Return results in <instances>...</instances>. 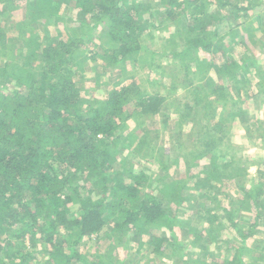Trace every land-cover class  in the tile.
I'll use <instances>...</instances> for the list:
<instances>
[{"label":"trees","instance_id":"obj_1","mask_svg":"<svg viewBox=\"0 0 264 264\" xmlns=\"http://www.w3.org/2000/svg\"><path fill=\"white\" fill-rule=\"evenodd\" d=\"M27 1L28 18L34 13L55 21L64 7L59 0ZM136 1L76 0L75 9L85 20L91 18L96 21L88 30L106 23V36L113 43L112 49L93 56V62L101 60L120 73L127 71L126 64L139 62L137 54L142 50L139 36L142 26L147 24L144 14L156 18L160 10L149 12V5ZM161 1L165 4L161 14L174 22L180 16L177 12L184 5L185 12L189 13V16L183 17L190 21L193 31L181 33L187 45L185 54L191 53L199 60L201 51L214 57L225 56L220 53L221 46L214 41L221 33L228 31V27L225 19L218 18L208 9V5H214V1L202 0L201 3L200 0H188L187 4L180 0ZM218 1H221L219 6L222 8L229 5V16L231 12L237 14L246 11L240 0ZM1 4L4 6L2 12L9 14L20 8L15 0H0ZM214 19L218 21L216 24L213 23ZM86 23L83 21L80 25L85 26ZM154 23H151L152 27H156ZM21 24L25 29L19 30L24 34L29 22L24 19ZM208 30L211 31L209 38L201 39L200 34ZM196 31L199 34L193 37ZM33 36L26 35L22 40L21 49L27 55L26 67L21 68L14 62L0 67V264H112L103 261L102 257H97L99 263L92 262L79 252L78 247L83 240L94 236L111 241L109 249L112 250L130 236L140 241L142 238H153L154 231L164 230L169 235L156 240L160 247L156 251L176 247L175 228L179 218L167 214L157 195L162 193L169 204L174 206L175 202L178 209V204L185 203L182 191L186 186L175 182L167 185L165 191H158L148 185L143 170L130 171L128 180L115 178L111 174L122 142L128 137L130 148L127 151L135 148L139 152L148 137L145 130L141 131L143 134L130 132L129 121L160 114L166 97L146 94L132 81L112 89L101 101L84 99L83 87L76 81L78 75L72 69L79 64L77 56L84 47V38L69 36L55 45L43 47L32 43ZM1 43L6 46L7 35L4 33H0ZM239 45L246 46L244 43ZM232 53L235 54V50ZM34 56H39L36 60L41 58L40 65H32ZM226 57L222 64L213 62L210 69L219 66L217 72L228 71L233 77L241 70L242 77H249L250 64L238 63L239 67L229 59L231 55ZM131 71L134 72L133 69ZM129 76L134 78L133 74ZM8 86L12 90L4 91ZM225 103H230L225 100V95H218L213 90L206 107H215L221 114ZM188 109L195 113V109ZM228 113V116L232 115L231 107ZM232 116L243 121L252 120L244 111H236ZM205 119L211 121L207 114ZM219 121L226 120L221 118ZM193 136L188 137L191 145ZM201 143L204 149H196L195 157H205V150L215 146L212 139ZM153 148L150 145V149ZM119 164L124 166L121 161ZM209 174L211 177L208 178L213 183L222 180L220 176L215 178L213 171ZM94 181L100 185V193L91 189L83 195L87 189V184L83 183L94 184ZM149 186L156 194L149 191ZM256 199L257 194L245 195L244 208L252 206V202L255 203L253 207L259 208ZM229 217L233 221L230 212ZM257 225L256 219L251 227L252 233ZM184 226L187 225L179 220V228ZM209 232L212 235L210 227ZM192 235L196 240L203 237V233L196 229L192 230ZM12 239H18L21 248L15 247ZM27 242L30 247L26 246ZM38 247H42V251H36ZM41 253L47 255L43 263L36 261V256ZM109 257L111 260L114 257L112 251ZM221 264H244V261L241 254H237Z\"/></svg>","mask_w":264,"mask_h":264},{"label":"rangeland","instance_id":"obj_2","mask_svg":"<svg viewBox=\"0 0 264 264\" xmlns=\"http://www.w3.org/2000/svg\"><path fill=\"white\" fill-rule=\"evenodd\" d=\"M15 1L20 8L11 14L2 12L4 6L0 5V33L7 35L6 46L0 44L1 68L8 62L11 65L13 62L17 63L21 68L26 67L27 55L21 49L26 35H34L32 43L43 47L55 45L60 39L69 36L82 37L84 47L78 51L79 64L72 69L77 72L76 81L83 87L84 99L101 101L112 89L132 81L146 94L166 97V104L160 114L151 116L152 118L137 117L129 121L130 132L143 134L141 131L145 130L148 131V137L139 152L135 148L127 151L130 148L127 137L118 147L117 163L111 174L115 178L128 180L130 171L143 170L146 172L148 185L154 186L158 191H165L167 185L175 182L186 186L184 191L181 190L185 203L178 204V209L175 207L177 204H169L167 197L161 192L157 195L167 214L177 215L187 225L180 229L178 220L175 228L176 247H165L156 251L160 248L156 240L169 235L167 231L157 230L152 232L153 238H142L139 241L130 236L121 244H116L112 250L109 249L111 241L105 237H86L78 247L79 252L96 263H99L97 257H102L103 261L112 264H218L226 257L230 259L242 254L241 249H245L243 259L246 258L252 264H261L256 246L260 244V248L264 240V218L254 233L251 232L252 222L249 218L255 221V210L264 217V197L260 201V208L253 207L252 203V206L244 208L243 200L245 195L258 193L256 189H260L259 193L264 195V0H240L246 11L237 14L231 12L230 16L227 12L229 5L222 8L219 6L221 1L211 0L214 5H208V9L218 18L225 19L228 27V31L221 33L214 41L221 46L220 53L225 56L214 57L213 54L201 51L198 54L201 61L191 53H184L187 45L185 36L181 33L193 31L190 21L183 17L189 16L188 11L184 10L185 5L177 12L180 16L174 22L161 14L165 7L161 0L136 1L149 5V12L160 10V13L155 15L156 18L144 14L147 24L142 26L139 36L142 47L137 54L139 62L126 64L127 71L123 73L115 71L101 60L92 61L93 56L102 55L105 50L112 49L113 43L106 36V23L94 30H88L96 21L91 18L85 20L79 10L75 9L76 0H59L64 3V7L55 21L46 20L34 13L28 18V1ZM132 1L129 0V3ZM180 1L187 4L188 0ZM200 2L203 3L202 0ZM24 19L29 22V26L21 34L19 29H25L21 24ZM83 21L87 22L85 26L80 25ZM217 22L214 19L213 23ZM151 23L156 27H152ZM210 32L208 30L200 34L201 39H208ZM198 34L196 31L192 36L196 37ZM240 43L246 46L241 47ZM234 50L235 54L232 53ZM228 55L232 56L229 59L235 61V65L239 67L238 63L244 62L252 66L248 70L249 77H242L241 70L233 77L228 71L217 72L219 66L214 67V70L210 69L213 62L222 64ZM37 57L39 56H34L32 65L41 64V58L36 60ZM131 74L134 78L129 76ZM221 88L223 91H220ZM10 90V86L4 89ZM213 90L218 95L224 94L225 100L230 102L223 104L222 108H225L221 114L215 107H206V101ZM188 107L195 109V113L189 111ZM230 107L232 115L236 111H244L252 120L243 121L236 116H228ZM188 114L190 115L187 116ZM206 114L211 121H206ZM221 118L226 121H219ZM191 136L194 140L192 145L188 141ZM251 136L261 137L262 142L257 138L252 139ZM209 139L215 142V146L205 150V157H195L196 149H204L201 142ZM150 145L154 148L150 149ZM120 161L124 166H120ZM210 171H213L215 178H222L220 183L209 180ZM190 178L193 180L190 181ZM83 184H87L83 195L91 189L98 194L101 191L97 181L94 184ZM150 186L149 191L156 194ZM97 193L95 195L98 197ZM225 207L230 211L225 210ZM228 212L232 213L233 221L228 218ZM193 229L202 232L203 237L196 240L192 235ZM59 240L62 244L61 238ZM18 242V239H12L15 247L21 248ZM26 246H29L28 242ZM246 247L253 252L250 253ZM110 250L114 256L112 260L109 257ZM36 251H42V247H38ZM36 257V261L41 263L47 260V255L43 253Z\"/></svg>","mask_w":264,"mask_h":264},{"label":"crops","instance_id":"obj_3","mask_svg":"<svg viewBox=\"0 0 264 264\" xmlns=\"http://www.w3.org/2000/svg\"><path fill=\"white\" fill-rule=\"evenodd\" d=\"M243 137V136H242ZM245 137H246V135H245ZM244 138V137H243ZM251 138L252 139H255V138H257V139H259V142H262V138L260 137H255V136H251ZM256 156H258V154H256ZM261 184H263V183H261ZM256 191H258V193H256ZM256 191H255V193L257 194V196H258V199H256V203H259V204H257L258 206H259V208H260V201H261V199H262V197H264V195H261L260 193H259V191H260V189H256ZM244 201V200H243ZM252 204H253V206L255 205V203L254 202H252ZM225 210H227V211H230V209H227L226 207H225ZM258 214V215H257ZM248 216L250 215V214H247ZM254 216H255V221H256V219H257V222H258V224H259V222L260 221H262L263 220V215H261V213H258L256 210L254 211ZM253 220L254 219H251V218H249V221H251L252 222V225H251V227L253 226V224L255 223V221L253 222ZM255 229H257V228H255ZM255 231V230H254ZM254 233V232H253ZM259 246H260V244L259 245H257L256 247L259 249V255H258V259H260V261H261V264H264V240H263V243L261 244V247L259 248ZM247 248V250H249V251H251V249H249L248 247H246ZM242 250V254H243V252L245 251V249L243 250V249H241ZM253 251H251L250 253H252ZM241 254V253H240ZM242 254H241V258H242ZM252 256V255H251ZM233 257H231L230 259H232ZM230 259H227V257L224 259V260H230ZM242 260L244 261V264H252L250 261H247V259L246 258H242ZM221 263L223 262V260H221L220 261ZM221 263H218V264H221Z\"/></svg>","mask_w":264,"mask_h":264}]
</instances>
